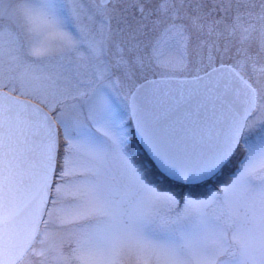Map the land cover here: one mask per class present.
<instances>
[{
    "label": "snow or ice",
    "instance_id": "1",
    "mask_svg": "<svg viewBox=\"0 0 264 264\" xmlns=\"http://www.w3.org/2000/svg\"><path fill=\"white\" fill-rule=\"evenodd\" d=\"M0 264H264V0H0Z\"/></svg>",
    "mask_w": 264,
    "mask_h": 264
}]
</instances>
